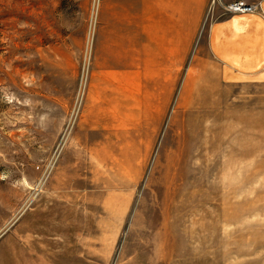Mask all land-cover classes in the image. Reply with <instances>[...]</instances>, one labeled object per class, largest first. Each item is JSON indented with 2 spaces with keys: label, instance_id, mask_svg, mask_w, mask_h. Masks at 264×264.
I'll list each match as a JSON object with an SVG mask.
<instances>
[{
  "label": "rangeland",
  "instance_id": "1",
  "mask_svg": "<svg viewBox=\"0 0 264 264\" xmlns=\"http://www.w3.org/2000/svg\"><path fill=\"white\" fill-rule=\"evenodd\" d=\"M122 19V0H0V264H264V84L178 70L112 126L94 58Z\"/></svg>",
  "mask_w": 264,
  "mask_h": 264
},
{
  "label": "crops",
  "instance_id": "2",
  "mask_svg": "<svg viewBox=\"0 0 264 264\" xmlns=\"http://www.w3.org/2000/svg\"><path fill=\"white\" fill-rule=\"evenodd\" d=\"M244 1L260 2L264 11V0ZM210 2L122 0L121 35H107L94 58L100 90L93 107L105 111L106 120L113 118L112 126L121 110L127 111L131 127L140 124L147 110L156 111L162 86L169 88L167 95L177 86L172 73L178 70H201L204 84L211 86L246 80L264 84V21L251 15L222 16L219 6L208 12ZM132 9L137 12L130 19ZM98 125L92 121L93 127Z\"/></svg>",
  "mask_w": 264,
  "mask_h": 264
},
{
  "label": "built area",
  "instance_id": "3",
  "mask_svg": "<svg viewBox=\"0 0 264 264\" xmlns=\"http://www.w3.org/2000/svg\"><path fill=\"white\" fill-rule=\"evenodd\" d=\"M220 6L223 16H257L264 21V11L261 3L249 4L244 0H236L231 3H223V0H211L210 7Z\"/></svg>",
  "mask_w": 264,
  "mask_h": 264
}]
</instances>
